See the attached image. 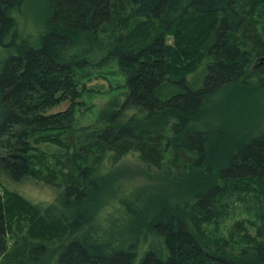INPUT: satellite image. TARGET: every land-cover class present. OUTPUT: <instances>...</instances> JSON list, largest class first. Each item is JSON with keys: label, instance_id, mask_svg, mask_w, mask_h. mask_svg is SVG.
<instances>
[{"label": "trees", "instance_id": "1", "mask_svg": "<svg viewBox=\"0 0 264 264\" xmlns=\"http://www.w3.org/2000/svg\"><path fill=\"white\" fill-rule=\"evenodd\" d=\"M27 1L0 0V264H264V131L203 120L226 92L264 91V0H50L33 36ZM129 156L187 180L183 205L100 201ZM28 177L60 196L41 206L5 186Z\"/></svg>", "mask_w": 264, "mask_h": 264}, {"label": "rangeland", "instance_id": "2", "mask_svg": "<svg viewBox=\"0 0 264 264\" xmlns=\"http://www.w3.org/2000/svg\"><path fill=\"white\" fill-rule=\"evenodd\" d=\"M49 1L28 0L24 4L22 15L19 17L20 28L23 33L33 36L45 30L49 19ZM173 42V37H170L168 44H173ZM193 60H196V58ZM120 83H123L122 79H120ZM88 86L102 92H107L110 89V84L102 79H94L91 83H88ZM226 93V96L220 95L217 99V106H220L216 110L218 114H214L215 116L206 114L203 120L210 123L217 122L229 135L235 134L239 139L244 140L259 131H264V91H247L245 99L239 97L240 93ZM84 101L88 105L82 107L79 118L88 108L94 107L93 110L95 112L99 111V108L109 101V96L108 94L100 93L91 100L85 97ZM69 106V101L63 102L50 110L49 113L65 111ZM86 116L84 119L86 124L93 122L94 114L89 113ZM229 142L231 141L229 140ZM223 150H225V147ZM106 174L105 178L108 186H105V190L101 192L102 195L100 194V201L106 204H109V199L104 196L106 189H108L107 192L117 194V197L120 196L131 204L137 203L135 201L145 197L144 208L152 200L157 203L161 201L159 200L161 198H167V202L172 207L177 206L178 203L183 205L184 201L187 200L186 196H182L188 190L187 180L167 175L165 172H159L142 164L135 156L126 157L118 166L110 169ZM4 182H7L5 186L10 190L18 192L31 202L41 206L54 203L61 193L60 189L36 181L31 177L25 178L20 182H13L7 179ZM93 206L90 204L84 209L92 211ZM140 206L142 207L143 205ZM111 213H114V211L108 205H104L102 210L97 212L95 216L104 224ZM248 218L245 214L241 216L242 220ZM227 223L231 225L233 221H228ZM252 231L254 232V230ZM153 242L156 246L157 241L153 240Z\"/></svg>", "mask_w": 264, "mask_h": 264}]
</instances>
